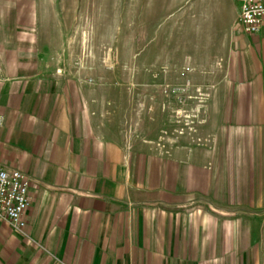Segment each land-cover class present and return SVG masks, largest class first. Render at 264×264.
<instances>
[{
  "label": "crops",
  "instance_id": "0c3cea01",
  "mask_svg": "<svg viewBox=\"0 0 264 264\" xmlns=\"http://www.w3.org/2000/svg\"><path fill=\"white\" fill-rule=\"evenodd\" d=\"M139 11L150 34L83 46L80 75L64 59L77 3L0 0V167L29 177L25 225L0 220V264H264V27L246 33L236 0ZM178 100L200 102L194 134L168 119Z\"/></svg>",
  "mask_w": 264,
  "mask_h": 264
},
{
  "label": "rangeland",
  "instance_id": "374dc122",
  "mask_svg": "<svg viewBox=\"0 0 264 264\" xmlns=\"http://www.w3.org/2000/svg\"><path fill=\"white\" fill-rule=\"evenodd\" d=\"M77 3V14H78V24L76 26V30L73 29V33L77 32L76 36H69L67 41L70 43V40L75 41L79 50L76 53H65L64 59H67L68 62H74V66L77 68L80 75H84L83 71H86L83 68V64L81 62H85L87 56L92 54H88L85 51L83 46L86 45H95L96 47H100L99 50H102V43L108 39V36L113 41L112 45H117L123 43L127 48L134 47V39L135 35L141 34H150V15H144L143 20L147 19L148 21H143L142 27H136V19L139 18L141 8L147 11L150 9V0H63V12H68L73 9L75 4ZM72 6V7H71ZM74 12V11H73ZM140 24V22H139ZM123 25V26H122ZM148 25V26H147ZM138 26V25H137ZM70 32V30H69ZM123 37L125 36V39ZM120 37V38H119ZM125 40V42H120ZM102 46V47H101ZM97 59L106 60L107 62H114L117 58V54L112 51V53L108 54L107 52L97 51L93 54ZM71 58V59H70ZM112 64V63H111ZM110 77L114 80L119 79L120 77H134L133 69H110ZM144 76L143 81L148 82L149 78ZM118 81H114V85H111L112 92H118L114 87H118ZM127 88V92H139L140 89L143 93H150L151 86L147 84H127L124 85ZM124 87V88H125ZM188 84L179 85V86H167L163 85V92H184L186 91ZM114 88V89H113ZM193 90L196 93H201L200 87L193 86ZM200 102H195L196 106L191 105V110H186L187 108H183L184 102L182 100H178L176 102V107L174 110L169 113L168 119L173 121L175 125L186 127L192 134L196 131L198 125V116L197 106ZM145 113L148 114L151 106L149 105L150 101H143ZM178 105V106H177ZM231 150H224V156H229ZM229 167V166H228Z\"/></svg>",
  "mask_w": 264,
  "mask_h": 264
},
{
  "label": "built area",
  "instance_id": "2783aa9c",
  "mask_svg": "<svg viewBox=\"0 0 264 264\" xmlns=\"http://www.w3.org/2000/svg\"><path fill=\"white\" fill-rule=\"evenodd\" d=\"M238 22L246 33L256 34L264 27V0H236ZM1 124V118H0ZM29 177L18 169L0 167V220L16 229L25 225L23 214L29 205Z\"/></svg>",
  "mask_w": 264,
  "mask_h": 264
}]
</instances>
